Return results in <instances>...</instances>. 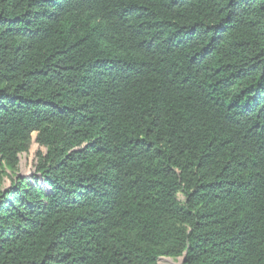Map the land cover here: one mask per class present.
Segmentation results:
<instances>
[{"label": "trees", "instance_id": "obj_1", "mask_svg": "<svg viewBox=\"0 0 264 264\" xmlns=\"http://www.w3.org/2000/svg\"><path fill=\"white\" fill-rule=\"evenodd\" d=\"M161 258L264 264V0H0V264Z\"/></svg>", "mask_w": 264, "mask_h": 264}, {"label": "rangeland", "instance_id": "obj_2", "mask_svg": "<svg viewBox=\"0 0 264 264\" xmlns=\"http://www.w3.org/2000/svg\"><path fill=\"white\" fill-rule=\"evenodd\" d=\"M35 152L36 147H34L31 154L22 155L20 158L19 172L20 176L28 179H32L35 174L34 162H35ZM179 200L184 201V197L179 195ZM159 264H183V259H171V258H161Z\"/></svg>", "mask_w": 264, "mask_h": 264}]
</instances>
